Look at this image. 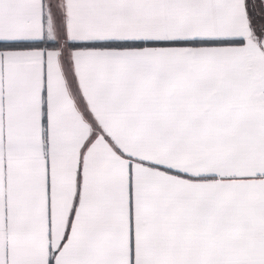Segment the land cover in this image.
<instances>
[{
    "label": "snow or ice",
    "instance_id": "obj_1",
    "mask_svg": "<svg viewBox=\"0 0 264 264\" xmlns=\"http://www.w3.org/2000/svg\"><path fill=\"white\" fill-rule=\"evenodd\" d=\"M0 264H264V0H0Z\"/></svg>",
    "mask_w": 264,
    "mask_h": 264
}]
</instances>
